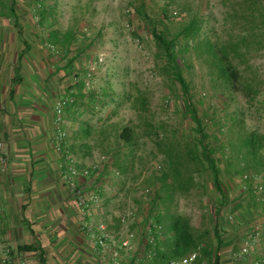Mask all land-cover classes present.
I'll list each match as a JSON object with an SVG mask.
<instances>
[{
    "label": "rangeland",
    "instance_id": "1",
    "mask_svg": "<svg viewBox=\"0 0 264 264\" xmlns=\"http://www.w3.org/2000/svg\"><path fill=\"white\" fill-rule=\"evenodd\" d=\"M54 1L53 7H47L44 0H38L36 6L26 8L28 16L36 21L37 26L52 27L54 31L50 32V38H65L70 33L74 35L75 40L68 47L50 40L46 41L44 47L55 56L56 48L62 47L65 62L74 52L79 54L69 66L74 65L76 72H70L68 77L75 84L79 83L80 90L86 92V98L98 99L94 111L100 117L102 131L96 136L94 144L98 150L95 155L99 156L97 162L101 156L106 157L104 168L116 163V166L113 164L116 168H108L110 170L105 174L106 181L113 180V190L116 192L109 199L108 206L115 211L117 220L130 206L136 208L134 220L138 222L131 225V229L142 225L141 217L155 222L146 211L150 196L143 194V188L157 192L160 196L158 205L166 206L168 203L169 212H179L196 230L209 227L208 216L216 194L211 188L205 194L197 185H193L187 193L177 192L171 198L164 194L158 178L168 167L165 150L183 152L194 134L189 119L180 109L179 86L168 79L160 68L154 41L146 28L136 23L130 4H143L151 17L165 8L170 16L165 24L171 32L195 15L200 19L201 36L210 37L212 41L225 42L231 38L246 37L243 45L247 54L237 59L236 64L242 77L252 84L255 90L252 95L250 93L246 97L240 93H230L220 81H212L207 65L191 50L185 53L186 61L182 69L198 115L208 123L207 132L215 136L214 143L218 147L215 157L227 190L219 220L224 239L221 264H253V260L260 259L263 249L256 245L259 242L262 245L263 241L261 203L255 201L253 204L250 201L247 184L240 174L234 173L245 164L254 166L250 160L242 161L241 154L237 153L239 138L246 132L264 136V41L260 42L264 40V31L259 11L255 10L259 4L252 2L254 0ZM13 3V0H0V27L4 20L13 23L15 18L24 16L13 11ZM87 91H93L95 95L91 97ZM140 96L147 101L146 111L142 113L138 110L139 105L134 103L135 98ZM125 127L131 128L139 136L132 151L117 140V134ZM188 146L192 147L191 144ZM258 161L257 173L250 168L243 173V176L250 178L249 186L262 187L260 193L254 194L256 200L261 199L264 192V148L259 151ZM228 162L229 173L226 172ZM85 169L90 172V169ZM201 179L194 177L195 182L209 185L207 175ZM98 197L99 203L101 196ZM227 215L232 219L228 220ZM121 228L120 224L119 234ZM253 228L259 231V239L250 245L246 256L234 260L232 254L243 236Z\"/></svg>",
    "mask_w": 264,
    "mask_h": 264
},
{
    "label": "crops",
    "instance_id": "2",
    "mask_svg": "<svg viewBox=\"0 0 264 264\" xmlns=\"http://www.w3.org/2000/svg\"><path fill=\"white\" fill-rule=\"evenodd\" d=\"M13 1V11L24 16L13 23L4 20L0 27V140L6 156L0 170V264L5 251L8 264H112L110 252L99 249L91 239V234L100 235L101 224L104 232L121 237L119 220L108 206L116 193L114 183L105 180L107 170L116 168V163L104 168L95 155L96 136L102 131L94 111L98 99L86 98L79 83L70 80V72L76 69L63 61L62 47L56 48V56L44 47L54 30L37 26L26 9L38 0ZM44 1L47 7L55 5L54 0ZM60 99L67 104L58 124L53 108ZM60 130L65 137L57 152L55 139ZM65 152L73 154L78 170L90 169L76 183L86 194L101 196V202H89L85 211L67 189L62 168ZM95 163L103 169L95 172ZM157 205L158 201L155 208L146 209L155 222L160 221L155 245L147 244L135 227L133 249L122 264H162L169 259L162 261V255L167 245L172 246L170 226L181 214L169 212L168 203ZM256 246L262 247L260 242Z\"/></svg>",
    "mask_w": 264,
    "mask_h": 264
},
{
    "label": "trees",
    "instance_id": "3",
    "mask_svg": "<svg viewBox=\"0 0 264 264\" xmlns=\"http://www.w3.org/2000/svg\"><path fill=\"white\" fill-rule=\"evenodd\" d=\"M252 2L259 4V8L257 7L255 10L259 11L264 31V1L254 0ZM130 9L136 23L145 27L154 41L155 56L163 73L168 79L179 86L180 109L189 119L194 134L191 142H187L192 147H189V144H187L183 152L172 151L171 149V151L165 150L168 158L166 165L168 167L160 173L158 178L163 187L164 194L171 198L177 192L187 193L193 185H197L203 189L205 194H207L210 188L216 194L213 200L212 211L208 216V228L196 230L190 226V222L186 217L179 215L174 218L170 226L173 237L172 248L167 245V252L165 255H162V261L168 258L178 259L188 254L197 246L202 245L204 247L202 249L204 259L209 264H221V250L224 239L221 235L222 228L219 225V220L222 218L227 190L222 181L223 173L219 166H217L215 152L218 147L214 143L216 141L215 136L212 132H207L208 123H205L204 119L198 115L195 103L192 100L189 83L182 68L185 66V53L191 50L197 53L207 65L208 74L212 81H220L223 88L230 93H240L248 97L255 90L252 84L242 77L236 64L237 59L247 54V49L243 45L246 37L231 38L225 42L212 41L210 37L201 36L200 19L195 15L183 21L177 29L171 32L165 24V20L170 19L165 8H162L160 13L155 17L149 16L143 4L131 3ZM73 36L70 33L65 38L56 36L49 40L60 46L68 47L75 40ZM262 41L264 40H260V42ZM244 48L245 50H242ZM77 55L79 54L74 52L70 58H67L66 65L68 67ZM88 93L91 97L93 96L92 92ZM134 103L139 105L138 110L140 113L146 111L147 101L144 97H136ZM211 119L209 118V120ZM138 138L137 132L128 127L122 128L117 134V140L128 148L129 151L133 150ZM239 139L237 153L241 154L242 161H251L254 166L249 167L245 164L240 169H236L234 173L242 176V180L247 184L245 185L246 189H249L250 201L253 204L256 203L255 201H259L264 215V192L262 198L256 200L253 186L250 185L251 189L249 186L251 184L250 178L243 179V173L247 172L249 168L254 173L258 172L260 165L258 161L259 151L264 148V136L256 132H246V135ZM226 167V172L229 173V162ZM194 175L199 177L200 180L207 175L209 177V185L204 182L203 184L195 182L194 177L196 176ZM159 198L160 196L157 192L154 193L153 197H150L149 206L151 209L156 207ZM224 218L226 219L227 217L224 216ZM225 219L224 221L227 222V219ZM159 222L157 220L154 223L159 225ZM262 240L263 253L260 259L264 262V231Z\"/></svg>",
    "mask_w": 264,
    "mask_h": 264
},
{
    "label": "built area",
    "instance_id": "4",
    "mask_svg": "<svg viewBox=\"0 0 264 264\" xmlns=\"http://www.w3.org/2000/svg\"><path fill=\"white\" fill-rule=\"evenodd\" d=\"M67 101L64 99H60L56 101L54 104V113L57 116L58 124L61 122L60 117L63 115L64 107L66 106ZM65 137V133L63 131H58L56 135V151L60 152L59 150L62 149L61 145L63 143V139ZM66 153L65 162L62 168L65 169L66 173L63 175L64 180L67 184V189L70 194L76 197L75 203L80 209L87 208L89 202L92 204L98 203V194L96 192H92L91 194H86L83 187L76 183V179L78 177L85 178L87 177L90 172L87 169L78 170L76 167L75 160L70 153ZM100 163L107 162L105 156H101ZM99 164V163H98ZM96 164L93 166L95 172H97L100 168V165ZM102 164V165H103ZM6 165V156L4 152V145L3 141L0 140V170ZM246 175L243 176V179H247ZM253 191L255 193H260L262 191V187L259 185H254ZM154 191L150 188H143V194L153 197ZM136 208H132L131 206L121 214L118 219L122 226L120 238L116 239L108 232H104L105 226L104 224L99 225V229L101 230L100 235L91 234V239L95 242L99 249L102 251L108 250L110 252V259L112 264H122V259L126 256L132 249L134 245V241L137 237L138 230L139 234L145 236L146 243L150 246L155 245L156 235L160 232V226L152 222L150 219L146 218L143 219V224L137 228L131 229V225H136L137 220H134V216L136 213ZM231 216H228V220H231ZM259 231L257 228H253L248 231L243 238L241 239L237 250L232 254L234 260L241 259L242 257L246 256L249 253L250 245L256 242L259 239ZM201 246H197L195 249L190 251L183 257L178 259H168L162 264H207V261L203 257V251ZM8 251L2 256L1 263L8 264ZM151 251H149V255H151ZM262 259H255L253 260V264H262Z\"/></svg>",
    "mask_w": 264,
    "mask_h": 264
}]
</instances>
